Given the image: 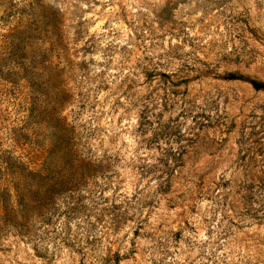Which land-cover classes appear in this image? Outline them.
I'll use <instances>...</instances> for the list:
<instances>
[{"label":"rangeland","instance_id":"1","mask_svg":"<svg viewBox=\"0 0 264 264\" xmlns=\"http://www.w3.org/2000/svg\"><path fill=\"white\" fill-rule=\"evenodd\" d=\"M248 79L264 0H0V264H264Z\"/></svg>","mask_w":264,"mask_h":264},{"label":"trees","instance_id":"2","mask_svg":"<svg viewBox=\"0 0 264 264\" xmlns=\"http://www.w3.org/2000/svg\"><path fill=\"white\" fill-rule=\"evenodd\" d=\"M225 79L228 80H233V79H240V80H245L244 78H242L240 75L234 74V73H228L226 75L223 76ZM249 85L253 88V89H257V90H264V83L255 79H248L246 80ZM52 190V186L44 189L43 193L45 194L46 192H49Z\"/></svg>","mask_w":264,"mask_h":264}]
</instances>
